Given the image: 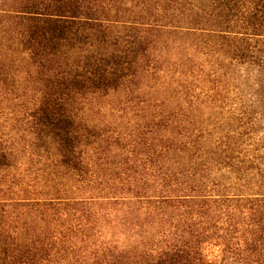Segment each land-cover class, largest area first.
Returning <instances> with one entry per match:
<instances>
[{"label":"trees","instance_id":"trees-1","mask_svg":"<svg viewBox=\"0 0 264 264\" xmlns=\"http://www.w3.org/2000/svg\"><path fill=\"white\" fill-rule=\"evenodd\" d=\"M0 35L41 81L0 86V264H264V0H0Z\"/></svg>","mask_w":264,"mask_h":264},{"label":"rangeland","instance_id":"rangeland-1","mask_svg":"<svg viewBox=\"0 0 264 264\" xmlns=\"http://www.w3.org/2000/svg\"><path fill=\"white\" fill-rule=\"evenodd\" d=\"M6 39L0 35V73H3L6 75L5 78V83L0 81V86L2 84L8 86V87H13L16 91H19V96L22 97V94L24 92L27 93L26 97H30V95L36 94L35 89H37V86L41 84L40 81V76H38L37 69L32 68L29 66V62L20 50L19 47L15 43H12L13 45L10 46ZM191 43L188 41V44ZM187 44V46H189ZM167 46H171V44H167ZM171 49V48H170ZM191 50V49H190ZM186 52V51H185ZM192 52V51H191ZM193 53V52H192ZM192 65V69L189 70L190 72L194 73L191 77L194 79H199L203 77H208V75H211L213 78V72L215 71L216 67H212L210 64H206L205 68H201L199 66H193L195 64L190 63ZM179 64L175 65V69L171 68V64H169L170 69H173V71L176 70V74L174 76V80L180 81L182 77H180L181 72L183 71L186 73L188 70V65L182 66L181 68L178 67ZM168 64H164L163 69H167ZM200 69H199V68ZM205 70V71H204ZM213 70V72L211 71ZM220 74H224L223 72L219 71ZM159 73V72H158ZM156 74V78L159 79L161 77V74ZM190 75L191 73H187ZM184 76V75H183ZM155 81L159 80H152L150 81V86H155L157 83ZM40 82V83H39ZM197 85V82L195 83ZM4 85V86H5ZM195 85V86H196ZM159 86V84L157 85ZM192 86V87H195ZM39 88V87H38ZM198 93V92H197ZM180 96V94H178ZM25 97V99H26Z\"/></svg>","mask_w":264,"mask_h":264}]
</instances>
